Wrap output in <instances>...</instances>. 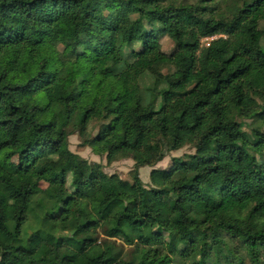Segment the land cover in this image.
I'll list each match as a JSON object with an SVG mask.
<instances>
[{
  "label": "trees",
  "instance_id": "trees-1",
  "mask_svg": "<svg viewBox=\"0 0 264 264\" xmlns=\"http://www.w3.org/2000/svg\"><path fill=\"white\" fill-rule=\"evenodd\" d=\"M210 2L0 0V264H264V0Z\"/></svg>",
  "mask_w": 264,
  "mask_h": 264
},
{
  "label": "rangeland",
  "instance_id": "rangeland-1",
  "mask_svg": "<svg viewBox=\"0 0 264 264\" xmlns=\"http://www.w3.org/2000/svg\"><path fill=\"white\" fill-rule=\"evenodd\" d=\"M203 0H162L163 5H175V6H197L200 5ZM218 4L217 6L212 5V3H208V7H211L209 11L212 14L216 12V14L219 17L223 16H231V13L234 11V9L240 5L246 0H217ZM209 2V0H207ZM214 9V10H213ZM214 11V12H213ZM147 31H150L151 28L149 26L146 27ZM220 36H216L213 38H208L204 39L202 41V46L203 48H206L209 46L212 40L219 38ZM224 37V36H222ZM141 38L136 37L135 40V45L134 48L136 50H140L141 48ZM237 42L240 45H247L249 43V39L244 37V36H239L237 37ZM161 45H162V51L166 54H171L174 51V42L172 39L169 37H164L161 40ZM263 47H264V40H263ZM165 73H168V69L164 70ZM151 82V77L147 76L143 80H141V84H148ZM246 126H245V131L247 133H251L252 129L256 126L251 120H241ZM97 127L98 124L96 121L92 122L90 129H89V134L90 135H96L97 134ZM70 141V149L74 152L79 154L81 157L84 159L88 160L89 162H97L101 163L104 165V171L109 174H118L122 179L124 180H129L132 181L131 177V172L134 169V161L130 158H124V157H119L117 161L109 164L104 157L97 156V158L93 157V152L89 147H86L83 145L84 139L80 138L78 134H73L69 138ZM195 149H193L192 146H186L182 148L181 150L178 151H173L167 154L166 158L159 163L155 168L157 169H167L171 166L172 164V159L174 157H185L190 154H194ZM257 159L260 161V163L264 164V154L263 155H258L256 156ZM152 171V168L150 167H144L143 170H140V177L142 181L144 182L145 185H149L150 183V172ZM156 213H159V208L157 207L155 209ZM100 236V234H99ZM104 237L101 236L102 240ZM202 249V246H195L193 250L195 252H198Z\"/></svg>",
  "mask_w": 264,
  "mask_h": 264
},
{
  "label": "crops",
  "instance_id": "crops-1",
  "mask_svg": "<svg viewBox=\"0 0 264 264\" xmlns=\"http://www.w3.org/2000/svg\"><path fill=\"white\" fill-rule=\"evenodd\" d=\"M93 157H94V158H97V156H96V155H94V154H93ZM142 170H143V168H142Z\"/></svg>",
  "mask_w": 264,
  "mask_h": 264
}]
</instances>
